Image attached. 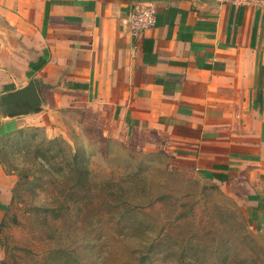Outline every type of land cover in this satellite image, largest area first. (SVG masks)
I'll return each mask as SVG.
<instances>
[{"label": "crops", "instance_id": "obj_1", "mask_svg": "<svg viewBox=\"0 0 264 264\" xmlns=\"http://www.w3.org/2000/svg\"><path fill=\"white\" fill-rule=\"evenodd\" d=\"M148 6L155 25L131 32ZM29 81L40 111L0 108V127L76 110L125 146L165 144L264 235V0H0V95Z\"/></svg>", "mask_w": 264, "mask_h": 264}, {"label": "rangeland", "instance_id": "obj_2", "mask_svg": "<svg viewBox=\"0 0 264 264\" xmlns=\"http://www.w3.org/2000/svg\"><path fill=\"white\" fill-rule=\"evenodd\" d=\"M83 122L0 127V263L264 264V235L185 159Z\"/></svg>", "mask_w": 264, "mask_h": 264}, {"label": "water", "instance_id": "obj_3", "mask_svg": "<svg viewBox=\"0 0 264 264\" xmlns=\"http://www.w3.org/2000/svg\"><path fill=\"white\" fill-rule=\"evenodd\" d=\"M0 108L5 117H13L40 111V100L32 81L24 87L7 94L0 95Z\"/></svg>", "mask_w": 264, "mask_h": 264}, {"label": "built area", "instance_id": "obj_4", "mask_svg": "<svg viewBox=\"0 0 264 264\" xmlns=\"http://www.w3.org/2000/svg\"><path fill=\"white\" fill-rule=\"evenodd\" d=\"M223 4H230L236 7L248 6L252 0H219ZM127 22L133 33H139L153 27L156 22V9L148 6L139 10H131L127 15Z\"/></svg>", "mask_w": 264, "mask_h": 264}, {"label": "trees", "instance_id": "obj_5", "mask_svg": "<svg viewBox=\"0 0 264 264\" xmlns=\"http://www.w3.org/2000/svg\"><path fill=\"white\" fill-rule=\"evenodd\" d=\"M81 173H82V171H81ZM5 208H6V206H2V205H0V210H1V211H3V209H5ZM0 264H3V263L1 262Z\"/></svg>", "mask_w": 264, "mask_h": 264}]
</instances>
